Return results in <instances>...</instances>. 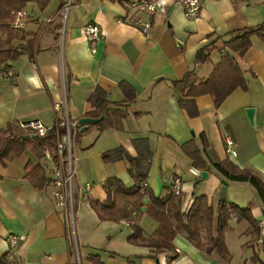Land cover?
I'll use <instances>...</instances> for the list:
<instances>
[{
    "label": "crops",
    "instance_id": "1",
    "mask_svg": "<svg viewBox=\"0 0 264 264\" xmlns=\"http://www.w3.org/2000/svg\"><path fill=\"white\" fill-rule=\"evenodd\" d=\"M54 1L43 11L36 5L27 8L41 23L31 21L26 26L35 33L33 55L25 52L10 61L15 72L12 78L0 75V129L16 120H40L51 128L68 118L77 134L82 131L79 120L92 110L88 97L97 86L108 92L113 107L128 110L129 116L119 129L101 130L90 123L74 138L72 220L80 264H92L87 258L92 252L100 253L104 264H231V256L223 259L208 255L183 232L174 239V251L132 244L128 241L132 225L125 220H100L90 201L108 199L104 183L109 177L116 176L127 186L133 185L127 162L106 163L103 153L123 146L135 156L136 138H147L154 153L147 181L156 193L172 194L173 178L183 181V210H188L194 198L202 194L195 195L191 183L201 179V170L192 165L179 145L193 138L200 140L203 132L211 142L205 150L210 162L228 158L264 176V39L254 36L252 47L238 57L250 81L249 90L235 89L219 107H215L210 95L199 96L196 101L200 115L190 118L180 108L172 89L173 81L182 79L190 70L207 77L223 55L216 49L211 53V62L197 63L200 48L217 36L227 37L233 30L264 23V0H210L196 18L185 16L183 6L169 0L168 12L158 14L147 32L118 22L123 6L131 0H76L69 5L65 0ZM49 16L50 22L41 21ZM89 24H97L103 35L95 52L85 35ZM123 81L131 84L137 94L128 105L120 86ZM249 107L255 109L254 126L246 113ZM227 137L234 142L235 157L227 153ZM29 160L41 163L47 177L53 178L54 163L44 156L39 162L28 150L0 162V259L7 255V264H72L75 258L70 225L52 195L51 185L38 189L26 178ZM207 171L210 175L216 170L212 166ZM87 183L91 189L85 188ZM149 204L148 196L140 203L145 215ZM145 215L138 222L148 237L158 223L152 217L144 221ZM10 233L24 236L12 257ZM254 238L251 233L248 242ZM248 242L262 244L261 240ZM259 253L245 258L243 264H264Z\"/></svg>",
    "mask_w": 264,
    "mask_h": 264
},
{
    "label": "trees",
    "instance_id": "2",
    "mask_svg": "<svg viewBox=\"0 0 264 264\" xmlns=\"http://www.w3.org/2000/svg\"><path fill=\"white\" fill-rule=\"evenodd\" d=\"M52 0H0V72L10 69V61L17 60L23 53H34L35 33L24 29H15L8 22L12 11L27 9L34 4L39 10H45ZM76 0H72L74 2ZM259 36L264 39V23L258 26H250L236 29L228 33L227 37L217 36L208 45L200 48L196 54L197 63L211 62V53L220 50L223 55L219 62L213 65L210 74L202 78L195 70L187 72L182 79L174 80L172 89L177 98L180 108L190 118L200 115L197 97L210 95L215 107H219L228 96L237 88L249 90L250 81L246 71L241 67L238 57H243L253 45V37ZM255 76V75H254ZM123 90L126 105L135 101L137 94L131 84L126 81L120 83ZM92 110L86 117L103 118L98 123H93L101 130L106 128L119 129L124 119L129 116L128 110L113 107L108 92L102 87H95L88 97ZM19 121H13L6 128L0 129V162L21 156L30 150L34 155L42 158L46 150L53 149L58 139L67 134L65 124L58 123L48 128L44 136L35 135L30 129L20 126ZM83 126L79 125L81 128ZM83 131L75 134L71 126L72 137L81 135ZM200 140H192L179 145L181 152L192 161V165L198 170H209L213 166L215 170L226 179L236 183H249L259 196L264 213V179L250 169L241 168L230 159L210 162L205 150L211 147V142L206 133L200 135ZM137 155L132 156L123 146H118L103 153L106 163L125 160L128 164V172L133 180L132 186H127L116 176L109 177L104 188L108 193V199L104 202L91 200L92 208L97 212L102 221L121 222L136 218L132 225V234L128 241L132 244L148 246L155 251H174V239L180 232L198 248L208 255L216 254L218 257L227 259L231 252L226 243L225 233L231 227L230 220L235 215L238 220L248 221L255 233V241L262 240L259 222L253 214L252 205L240 206L229 203L225 197L219 199L215 205L210 201L207 194H200L194 198L188 210H183L184 193L157 195L150 186H145L149 176L153 159V151L147 138L133 140ZM203 145L204 149L201 148ZM26 178L38 189L51 185L45 168L41 163L29 160L26 164ZM76 177L73 175V183ZM148 196L150 204L147 214L157 221L158 225L151 235L144 236V230L138 220L143 212L140 203ZM230 204L228 207L227 204ZM136 211V216L133 212ZM75 241H72V264H80L75 251ZM264 245V240L262 241ZM79 249V244H78ZM92 264H104L102 256L98 252H92L87 257ZM7 255L0 259L2 264H7Z\"/></svg>",
    "mask_w": 264,
    "mask_h": 264
},
{
    "label": "built area",
    "instance_id": "3",
    "mask_svg": "<svg viewBox=\"0 0 264 264\" xmlns=\"http://www.w3.org/2000/svg\"><path fill=\"white\" fill-rule=\"evenodd\" d=\"M72 0L68 1V5ZM177 4H180L184 8L185 16L189 18H196L200 15L203 5L210 0H173ZM170 6L169 0H131L126 6H123L122 16L118 18V22L127 24L140 29L142 32H147L154 23V20L158 14H166ZM52 16L42 18L44 23L50 22ZM34 21L41 23L39 18L32 16L29 10L21 9L12 11V16L8 22L15 29L26 28L28 22ZM63 28V33H64ZM86 37L92 48V52L96 51V43L102 38L100 27L97 24H89L86 29ZM3 78L10 79L15 75L13 69H4L0 72ZM67 127V134L64 138L58 139L56 146L53 149L45 151L44 157L51 160L54 163L53 178L51 180L52 195L57 201V204L62 208L63 214L68 222L70 217L74 215L73 206V194L74 183L73 175L75 174L74 162L75 156H73V137L71 134V126L69 119L66 118L64 123ZM22 128L30 129L35 135L44 136L48 128L40 120H32L28 122H22L20 124ZM76 133V132H75ZM226 150L231 157L237 155L234 142L231 138H226ZM174 192L180 194L184 191V184L178 177H174L172 180ZM145 186H149L148 181L144 182ZM86 189H91V184H85ZM229 207L230 204L228 203ZM136 211L133 212V216H136ZM127 224L133 225L135 218L125 220ZM74 222V219H73ZM263 226V227H262ZM259 227L264 229V221H259ZM24 236L10 233L8 235V241L10 243L9 255L12 257L17 248L19 247ZM179 251V250H177ZM78 255V250L76 248Z\"/></svg>",
    "mask_w": 264,
    "mask_h": 264
},
{
    "label": "rangeland",
    "instance_id": "4",
    "mask_svg": "<svg viewBox=\"0 0 264 264\" xmlns=\"http://www.w3.org/2000/svg\"><path fill=\"white\" fill-rule=\"evenodd\" d=\"M69 0H65V4L68 3ZM54 0L51 2V4H54ZM33 6L34 4H30L29 6ZM28 6V9H29ZM74 144V138L72 141V145ZM30 151V150H28ZM31 152V151H30ZM32 153V152H31ZM33 154V153H32ZM34 155V154H33ZM73 156H75L73 154ZM35 159L39 162H41L42 158L37 157L34 155ZM75 163V161L73 160ZM255 173H257L259 176H261L264 179V176L257 172L256 170H253ZM225 181V182H224ZM183 182V181H182ZM193 184L192 189L196 194L204 193L207 194L210 201L213 203L218 204L219 199L223 196L225 197L229 203L239 204L240 206H247L248 204L252 205L253 214H255V217L257 218L258 222L260 220L264 221V213L262 211V204L259 199L258 194L253 189V187L249 183H236L232 180L224 178L221 174L217 173L216 171H213L210 173V175L206 179H197L194 181H191ZM188 185V184H187ZM153 189V188H152ZM154 191V189H153ZM155 192V191H154ZM192 192V191H191ZM156 193V192H155ZM159 195L160 193H156ZM261 209V210H260ZM143 212V210H142ZM145 212H143L140 219L143 218ZM262 214V216H261ZM147 216V218H146ZM260 216V217H259ZM259 217V218H258ZM236 216L234 215L231 220H236ZM136 220V218H135ZM151 220L150 216L145 215V220L148 221ZM259 224V223H258ZM69 225L72 233V241H75V251L76 248L78 250L77 258L80 263V254L78 249V242H76V229H75V223L73 222L72 218L70 217ZM144 225V224H143ZM230 228L226 231V243L229 247V250L231 252V258L230 263L231 264H243L245 261V258L251 259L250 257L257 254V252H260L259 254L264 259V247L262 244L258 245L255 243H249L254 242L255 239H252L248 242V239L250 238L251 233L255 235L253 228L249 227V223L246 220H242L241 222H234L230 221ZM145 227V226H144ZM263 227V226H262ZM147 228V227H145ZM149 229V228H147ZM251 232H249L248 231ZM262 230V229H261ZM262 234V240H264V234L263 231ZM247 242L249 244H247ZM256 253V254H255Z\"/></svg>",
    "mask_w": 264,
    "mask_h": 264
},
{
    "label": "water",
    "instance_id": "5",
    "mask_svg": "<svg viewBox=\"0 0 264 264\" xmlns=\"http://www.w3.org/2000/svg\"><path fill=\"white\" fill-rule=\"evenodd\" d=\"M179 44H181V43L179 42ZM246 113H247V116H248V119H249L251 125L254 126L255 125V109L252 108V107L246 108ZM102 118H103V116H101L99 118L82 117L79 120V124H84L82 126L81 130L83 131L86 128L87 124H90V123H98ZM208 176H209V172L207 170H201L200 177L202 179H206Z\"/></svg>",
    "mask_w": 264,
    "mask_h": 264
}]
</instances>
